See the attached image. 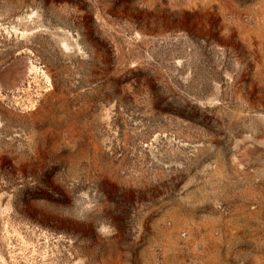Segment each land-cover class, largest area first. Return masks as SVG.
Here are the masks:
<instances>
[{
	"label": "rangeland",
	"instance_id": "obj_1",
	"mask_svg": "<svg viewBox=\"0 0 264 264\" xmlns=\"http://www.w3.org/2000/svg\"><path fill=\"white\" fill-rule=\"evenodd\" d=\"M0 264H264V0H0Z\"/></svg>",
	"mask_w": 264,
	"mask_h": 264
}]
</instances>
